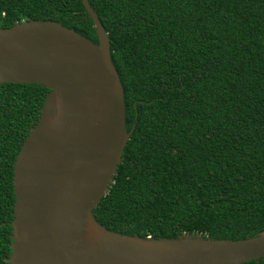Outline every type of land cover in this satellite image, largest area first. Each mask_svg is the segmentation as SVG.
Wrapping results in <instances>:
<instances>
[{"label": "trees", "instance_id": "trees-1", "mask_svg": "<svg viewBox=\"0 0 264 264\" xmlns=\"http://www.w3.org/2000/svg\"><path fill=\"white\" fill-rule=\"evenodd\" d=\"M90 2L132 130L96 219L141 237L264 233V0ZM32 19L98 42L83 0H0V26ZM48 92L0 84V264H11L15 161Z\"/></svg>", "mask_w": 264, "mask_h": 264}, {"label": "water", "instance_id": "water-1", "mask_svg": "<svg viewBox=\"0 0 264 264\" xmlns=\"http://www.w3.org/2000/svg\"><path fill=\"white\" fill-rule=\"evenodd\" d=\"M98 42L46 19L0 26V84L49 88L14 166L11 264H244L264 257V233L141 237L102 225L131 131L111 39L90 0Z\"/></svg>", "mask_w": 264, "mask_h": 264}]
</instances>
